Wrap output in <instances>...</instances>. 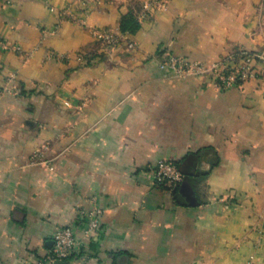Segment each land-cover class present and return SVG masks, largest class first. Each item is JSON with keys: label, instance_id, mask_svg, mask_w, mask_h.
Here are the masks:
<instances>
[{"label": "crops", "instance_id": "crops-1", "mask_svg": "<svg viewBox=\"0 0 264 264\" xmlns=\"http://www.w3.org/2000/svg\"><path fill=\"white\" fill-rule=\"evenodd\" d=\"M144 1L0 0V38L21 48L0 47V264H50L67 224L66 264H264V79L224 91L157 55L254 51L249 0H167L128 33L133 48L103 49L91 27ZM162 160L184 175L172 196L145 173Z\"/></svg>", "mask_w": 264, "mask_h": 264}, {"label": "built area", "instance_id": "built-area-1", "mask_svg": "<svg viewBox=\"0 0 264 264\" xmlns=\"http://www.w3.org/2000/svg\"><path fill=\"white\" fill-rule=\"evenodd\" d=\"M6 3L10 0H5ZM167 0H145L142 3L141 12L138 19L141 21L153 13L154 9H164ZM55 10L54 7H51ZM59 14H63L60 11ZM91 33L95 37L98 44L105 50L115 51L122 43L129 48H133L135 43L128 38V33H122L117 27H91ZM0 47L9 49L15 52H21V48L8 40L0 38ZM51 57L62 61L68 57L59 53H50ZM253 56L257 57L254 60ZM79 60L82 56H79ZM161 68L169 69L177 77H195L199 78L207 76L210 82L220 90H229L233 87H240L249 79H264V55L255 53L250 55L246 51H240L239 54L231 53L224 58L202 62L197 59H189L181 55L170 52L164 53L158 59ZM11 81V76L7 78V85L4 89L11 92H16L14 87H10L8 83ZM37 152V151H36ZM35 152V154H36ZM50 169H53L49 165ZM145 173L160 186L166 193L173 195L178 184L183 180V173L176 162L171 160H162L155 164H148L145 167ZM81 217L85 216V211H79ZM102 210L94 208L87 213V218L83 227V238L87 241H93L98 238L102 230L100 223V215ZM52 247L46 256L48 263H53L56 260H64L74 251L77 240L73 233V225H64L57 228L52 235ZM7 264V263H5ZM246 264H255L252 258L246 261Z\"/></svg>", "mask_w": 264, "mask_h": 264}, {"label": "rangeland", "instance_id": "rangeland-1", "mask_svg": "<svg viewBox=\"0 0 264 264\" xmlns=\"http://www.w3.org/2000/svg\"><path fill=\"white\" fill-rule=\"evenodd\" d=\"M249 8L252 10V18L255 21L252 26L254 51L264 55V0H249ZM246 8V5L242 8Z\"/></svg>", "mask_w": 264, "mask_h": 264}, {"label": "trees", "instance_id": "trees-1", "mask_svg": "<svg viewBox=\"0 0 264 264\" xmlns=\"http://www.w3.org/2000/svg\"><path fill=\"white\" fill-rule=\"evenodd\" d=\"M140 22L141 21L138 19L137 14L129 10L127 13L121 15L117 28L122 33H135L140 27ZM105 28H108V27H105ZM240 51H246V53L250 55L257 53L256 51L249 50L243 47L236 48L235 51H233L232 53L239 54ZM166 52L177 54V52L175 53L174 51H168L166 49H163V50L158 51L157 55L159 58H161L162 55H164V53ZM177 55H181L186 58H189L186 55H182V54H177ZM253 58L254 60H257L256 56H253Z\"/></svg>", "mask_w": 264, "mask_h": 264}, {"label": "water", "instance_id": "water-1", "mask_svg": "<svg viewBox=\"0 0 264 264\" xmlns=\"http://www.w3.org/2000/svg\"><path fill=\"white\" fill-rule=\"evenodd\" d=\"M53 264H66V260H56Z\"/></svg>", "mask_w": 264, "mask_h": 264}]
</instances>
